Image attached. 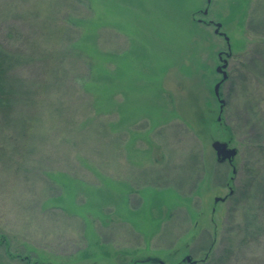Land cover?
Segmentation results:
<instances>
[{
	"label": "rangeland",
	"instance_id": "rangeland-1",
	"mask_svg": "<svg viewBox=\"0 0 264 264\" xmlns=\"http://www.w3.org/2000/svg\"><path fill=\"white\" fill-rule=\"evenodd\" d=\"M207 1L0 0V264H264V0Z\"/></svg>",
	"mask_w": 264,
	"mask_h": 264
},
{
	"label": "water",
	"instance_id": "water-1",
	"mask_svg": "<svg viewBox=\"0 0 264 264\" xmlns=\"http://www.w3.org/2000/svg\"><path fill=\"white\" fill-rule=\"evenodd\" d=\"M207 3H209V0L207 1ZM202 13L205 15L207 13V10H203ZM214 25H215L214 33L217 34V35H222L224 37V40L228 43V37L224 33L220 32V30H219L220 27H221V24L220 23H215ZM225 66H226V61L224 60L222 65L218 66L216 68V72L221 74V79L218 82H216L214 84V86H213V93H214L215 97L218 99V102L220 103V109L223 106L224 100L220 99L219 88H220L221 83H223L224 80L227 78V74L224 71ZM217 120L218 121L220 120L219 116L217 117ZM211 148H212V150L215 153L216 161L218 163L227 162L228 164L232 165V161H233V159L235 158V156L237 154V149L236 148L230 147L227 142H221V141H218V140H214L211 143ZM234 173H235V169L232 168V174H234ZM229 194L230 195L232 194L231 190H230ZM219 200H222V199L221 198H215L214 202H217ZM182 262H186V263H189V264L195 263V261L192 260L191 257L188 256V255L183 258ZM158 263L159 264H164L162 261H159Z\"/></svg>",
	"mask_w": 264,
	"mask_h": 264
},
{
	"label": "trees",
	"instance_id": "trees-1",
	"mask_svg": "<svg viewBox=\"0 0 264 264\" xmlns=\"http://www.w3.org/2000/svg\"><path fill=\"white\" fill-rule=\"evenodd\" d=\"M1 53V52H0ZM3 55V54H2ZM1 54H0V104H2L3 103V101L5 100V103H6V105L4 106H2V105H0V111L2 112L3 111V113L5 114V115H7V113H9V111H10V109H11V104H9L8 103V100L9 99H11L12 98V96L14 95V92H12L11 90H9L8 92H5L4 90H3V76H5L6 75V72L8 71V69H10L11 67H13L14 65H15V63H16V61H17V58L14 60V58L13 57H10L9 59H8V57H6L7 58V63H6V65H4L3 63H5L3 60H2V57L4 56H2ZM5 57V56H4ZM4 95H9V97L8 98H4ZM7 112V113H6ZM227 251V253H228V250H226ZM221 260H219L220 261V263L219 264H224V259L223 258H220ZM227 259H228V257H227ZM225 260H226V257H225ZM213 263H214V261H213ZM215 264V263H214Z\"/></svg>",
	"mask_w": 264,
	"mask_h": 264
},
{
	"label": "bare ground",
	"instance_id": "bare-ground-1",
	"mask_svg": "<svg viewBox=\"0 0 264 264\" xmlns=\"http://www.w3.org/2000/svg\"><path fill=\"white\" fill-rule=\"evenodd\" d=\"M166 9H168V8H166ZM166 9H164V11H166ZM166 12H167V11H166ZM166 12H165V13H166ZM149 26H151V24H150Z\"/></svg>",
	"mask_w": 264,
	"mask_h": 264
},
{
	"label": "flooded vegetation",
	"instance_id": "flooded-vegetation-1",
	"mask_svg": "<svg viewBox=\"0 0 264 264\" xmlns=\"http://www.w3.org/2000/svg\"><path fill=\"white\" fill-rule=\"evenodd\" d=\"M233 193V192H232Z\"/></svg>",
	"mask_w": 264,
	"mask_h": 264
}]
</instances>
